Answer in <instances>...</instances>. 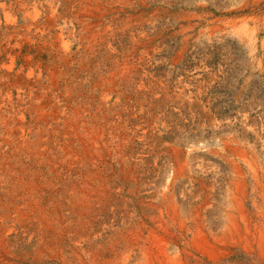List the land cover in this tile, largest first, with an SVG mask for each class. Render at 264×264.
<instances>
[{
    "label": "rangeland",
    "instance_id": "374dc122",
    "mask_svg": "<svg viewBox=\"0 0 264 264\" xmlns=\"http://www.w3.org/2000/svg\"><path fill=\"white\" fill-rule=\"evenodd\" d=\"M28 1L39 4L35 24L10 39L11 31L0 27V229L10 226L9 260L34 264L38 251L111 256L128 241L126 235L138 231L146 243L151 233L168 235L170 253H181L188 264H264L256 244L227 241L216 245L214 256L195 252L194 217L183 231L158 221V210L164 221L170 215L165 195L183 212L201 211L205 233L220 232L231 184L240 176L248 186L245 206L264 224V196L238 155L243 149L258 161L257 178L264 186V22L253 47L228 33L234 20L252 16L250 5L148 0L150 12L161 7L155 29L153 22H142L155 42L136 48L131 43L140 10L134 5L115 20L106 16L109 28L128 24L114 33L111 45L98 40L89 46L76 35L63 51L57 26L72 22L78 30L73 17L78 5L58 0L51 18L48 0ZM259 7L262 11L264 1ZM181 10L205 16L185 35L177 27ZM92 20L90 29L97 27ZM89 131L101 132V143ZM106 145L122 157L123 166ZM152 251L149 264L174 263ZM1 252L0 246L3 264Z\"/></svg>",
    "mask_w": 264,
    "mask_h": 264
},
{
    "label": "bare ground",
    "instance_id": "6f19581e",
    "mask_svg": "<svg viewBox=\"0 0 264 264\" xmlns=\"http://www.w3.org/2000/svg\"><path fill=\"white\" fill-rule=\"evenodd\" d=\"M69 1L71 2L72 0H67V2ZM261 1L263 2L264 0H242L240 3H238L237 5L238 9H245L250 5V10H252V13H251L252 16H245L242 19H240L239 22L233 19L234 21L232 22L228 33L229 35L232 34L234 37H236L237 42L247 43L252 47L255 45V42L257 40L259 25L264 22V8L262 11H259V8H260L259 3ZM74 2L76 5H78L77 11L79 14L73 16L74 19L75 18L78 19V20L75 19L79 26L78 30L74 29V27L71 25L72 22L70 23L62 22V24H59L57 26L59 29V35L57 36V41H58V45L60 49H62L63 51H67L68 49H70L71 42L69 41V38H70L69 36L75 37L76 35L78 36V39L80 41H85L86 44L88 43L87 45L89 46L94 45V43L97 42L98 40H100L101 43L105 45H108V46L111 45L110 43L114 40V33L123 32L127 30L128 24L126 23V21L123 22L122 24L119 22L121 24L119 27L109 28L107 22L105 21L106 16H111V18L115 20L119 18V16L122 13H124L126 8L134 6V5L137 6V8L139 7L140 10L139 11L137 10L139 12V15H138L139 17L137 19V22H135L134 24V25L136 24L138 25V31L130 35L131 43L136 48L140 45L151 44L157 40L155 37L156 35L152 36L150 32L142 28V22L151 24L154 20L157 19L158 14L161 11V7H159V8H155L153 11L151 10L150 12L148 8V3H149L148 0H74ZM38 5L39 4H37L36 1L19 0L11 4H7L6 0H0V27H5L6 29L9 30V32L11 31L8 36L9 37L8 39L12 38V36L15 33H18L17 32L18 29L24 30L26 27L29 29V27L27 26L28 24L32 25L36 23L37 19L39 18L41 14L38 8ZM46 5H48L49 10L52 11L51 12V18H52V14H55V11L58 8V0H48ZM255 10L256 12L253 13V11ZM18 15L20 16L22 22L24 23V27H21V28L18 27L17 25ZM176 16H177L176 20L178 22L177 27L179 31L182 32L183 34L186 33L192 26H195L197 24V21L202 20V17L203 18L205 17V16L201 17L200 15L194 12L182 11V10ZM92 19L94 20V23L97 27L90 29L88 22ZM155 27L156 25L153 22L152 29H155ZM221 28H222V25H221ZM203 32H204V29H203ZM207 35L212 36L209 33ZM88 136L89 137L91 136V139L95 143L97 144L101 143V138H102L101 132L89 131ZM107 145H110V144H107ZM107 145H106V148H107L108 153L112 154L110 156H113L116 162L121 163V165L123 166L124 164H123L122 157L118 155V153H116L114 149H109L110 147L109 146L107 147ZM224 145H225L226 151H229L231 149L229 144H224ZM179 154H180L179 150L176 151L175 157L178 156ZM238 155L241 158V160L245 162L248 170L251 172V175L253 176L255 181L258 183L257 186H259L260 191L262 192V195L264 196V186L261 187V183H259V180L257 178L258 171L261 170V167L258 161L252 156H250L243 149L238 150ZM228 162L229 164H231L232 168H234V172H237V166L234 163L235 161L228 159ZM166 180L168 181V179ZM231 185L233 187L228 196V200L230 202V207H229L230 210L227 213V218H226V221H225V224L222 230L218 233L216 232L214 234H207L204 232V229L202 227L203 225L201 222L202 220L198 219V214L201 211L199 210L195 211L192 209V210H186L183 212V210L180 209L179 204L172 201V198L170 197L167 198V196L165 195L163 196V200L164 201L166 200L167 203L169 204L168 208H170V215L167 217L168 219L164 221V211L158 210V221L160 223L171 222L172 224L176 225L178 229H181L183 231L187 227H189L187 226V223H186L187 219H190V218L192 219L194 217L196 219L195 220L196 230L194 229L195 233L191 240V248L195 249V252H201L202 254L205 253L207 256H214L217 254L216 245H218L219 243L220 245H224L227 243V241H234L238 243L242 242L244 246L248 248H250L253 244H256L257 248L260 251V254L262 255V258L264 259V224L263 222L261 223L260 221H254L251 218L247 207L245 206V198H246L247 187H248L247 183L242 177L239 176V178L237 177L236 179L233 180ZM254 206L256 205L254 204ZM262 208L263 206L259 205L258 210L262 211ZM192 212H195V213L193 214ZM9 232H10V226L7 223H5L3 227L0 229V246L4 250V252H1L4 254V256H2L1 258L5 259V263L3 264H13L12 261L9 260V258L11 257V254H10L11 250L7 249V246H8L7 245V241H8L7 234H9ZM128 235L130 237L127 238V235H126L125 239H127L128 241L123 245L122 249L116 252L114 250V252L111 253V256H106V254L103 252H100V251L97 252L93 250H86V251L81 250L71 255L64 254V253H56V252H46V251L39 252L38 251L33 254L32 261H34V264H53V263L55 264H149L150 262H153V257L155 256V254L152 251V247H154L157 250H159L160 254L163 257H166L167 260H169V262L173 261L174 262L173 264H188L185 262L184 260L185 258L184 259L182 258L181 253L177 252L174 255H172V252L170 253L169 250H171L173 241L172 239L169 238L168 235L162 236V235H158L157 233L156 234L151 233L148 243H146L144 240L141 241V234L138 231L130 232ZM135 250H137L138 252L137 255L135 252H133ZM137 256L140 257L139 261H138ZM50 261H53V262L50 263Z\"/></svg>",
    "mask_w": 264,
    "mask_h": 264
}]
</instances>
